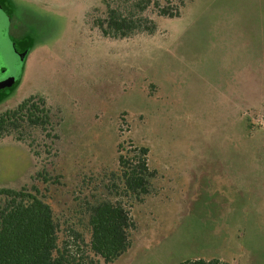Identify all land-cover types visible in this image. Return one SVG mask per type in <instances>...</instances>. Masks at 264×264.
Segmentation results:
<instances>
[{
  "label": "rangeland",
  "instance_id": "rangeland-1",
  "mask_svg": "<svg viewBox=\"0 0 264 264\" xmlns=\"http://www.w3.org/2000/svg\"><path fill=\"white\" fill-rule=\"evenodd\" d=\"M104 10L0 0V79H16L0 90V114L42 95L60 119L47 163L41 149L36 159L25 142L0 140V190L37 185L61 237L73 227L87 241L86 204L120 202L136 229L113 264H264V0L149 11L152 35L118 40L92 27ZM120 146L149 150L156 176L141 199L114 188ZM44 166L48 183L35 179Z\"/></svg>",
  "mask_w": 264,
  "mask_h": 264
},
{
  "label": "trees",
  "instance_id": "trees-1",
  "mask_svg": "<svg viewBox=\"0 0 264 264\" xmlns=\"http://www.w3.org/2000/svg\"><path fill=\"white\" fill-rule=\"evenodd\" d=\"M190 0H103L105 10L91 17L92 27L103 38L128 39L152 35L157 27L149 11L161 18H177ZM60 119L42 95H32L0 114V140L11 137L25 142L36 159L56 157ZM118 179L126 195L141 199L150 193L156 176L148 164L149 150L119 147ZM39 149H41L42 154ZM124 152H128L124 154ZM134 153L132 156L129 153ZM35 179L51 181L46 167ZM89 240L73 227L62 238L61 224L37 185L21 190H0V264H113L132 247L136 224L120 202L101 200L86 204ZM177 264H227L218 259H189Z\"/></svg>",
  "mask_w": 264,
  "mask_h": 264
},
{
  "label": "water",
  "instance_id": "water-1",
  "mask_svg": "<svg viewBox=\"0 0 264 264\" xmlns=\"http://www.w3.org/2000/svg\"><path fill=\"white\" fill-rule=\"evenodd\" d=\"M15 81H16V79L14 77H9V78L0 80V90L10 86Z\"/></svg>",
  "mask_w": 264,
  "mask_h": 264
},
{
  "label": "flooded vegetation",
  "instance_id": "flooded-vegetation-1",
  "mask_svg": "<svg viewBox=\"0 0 264 264\" xmlns=\"http://www.w3.org/2000/svg\"><path fill=\"white\" fill-rule=\"evenodd\" d=\"M3 72H4V70H2ZM0 80H2V79H0Z\"/></svg>",
  "mask_w": 264,
  "mask_h": 264
}]
</instances>
